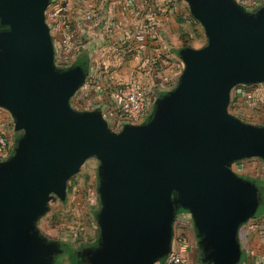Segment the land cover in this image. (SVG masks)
Here are the masks:
<instances>
[{"label": "water", "instance_id": "water-1", "mask_svg": "<svg viewBox=\"0 0 264 264\" xmlns=\"http://www.w3.org/2000/svg\"><path fill=\"white\" fill-rule=\"evenodd\" d=\"M50 1L0 0V107L19 132L14 154L0 161V264H55L61 246L37 223L92 157L100 161L101 239L83 250L87 264L167 258L180 208L193 218L203 263L238 264L239 228L260 195L231 166L264 159V126L228 106L235 85L264 82V6L186 0L207 43L179 51V82L145 122L114 132L100 110L71 106L87 70L56 67Z\"/></svg>", "mask_w": 264, "mask_h": 264}, {"label": "crops", "instance_id": "crops-1", "mask_svg": "<svg viewBox=\"0 0 264 264\" xmlns=\"http://www.w3.org/2000/svg\"><path fill=\"white\" fill-rule=\"evenodd\" d=\"M54 1L58 3L66 0ZM69 2L68 16L73 25L75 38L69 51L71 56L69 65L65 68L78 64L87 70L85 83L71 98V106L74 109L73 104L80 103L88 109L101 110L102 104L110 99L109 87L129 81L133 76L151 89L153 108L159 96L177 86L185 67L179 51L187 47L182 37L184 32L182 27H185L181 20L182 11L178 12L184 0ZM150 9H153V14L149 13ZM88 10L93 12V18L90 20L83 15ZM183 16L186 17L185 14ZM187 31L190 32L189 28ZM135 32L143 33L145 40L139 41ZM52 37L55 48L60 47L59 35L53 33ZM1 118L11 120L9 112L0 107ZM253 158L262 161L263 165L258 170L260 175L246 177L242 163ZM246 159L235 161L232 167L241 164L242 170L235 168L239 175L256 183L259 188L260 204L255 215L239 228L238 239L242 254L238 264H264V159L260 157ZM187 257L185 264H205L197 255L195 258L190 255V249ZM58 261L65 263L59 254L55 257V263Z\"/></svg>", "mask_w": 264, "mask_h": 264}, {"label": "rangeland", "instance_id": "rangeland-1", "mask_svg": "<svg viewBox=\"0 0 264 264\" xmlns=\"http://www.w3.org/2000/svg\"><path fill=\"white\" fill-rule=\"evenodd\" d=\"M181 11V20L185 23V27H182L184 30L182 37L185 43L193 48L203 47L207 43L205 29L193 16L189 4L185 0L178 8V12ZM187 28L190 32L187 31ZM246 94H251L252 98H248ZM4 110L10 114V111ZM228 110L247 123L264 126V82L235 85L231 91ZM10 116L13 119L11 114ZM18 134L19 132L16 133V137ZM261 162V159L258 158L246 159L242 163L244 164V175L246 177L259 176V167L263 165ZM98 165L99 161L96 157L87 159L80 170L68 181L65 197L63 199L55 197L51 200L48 211L40 217L37 223V227L43 235L57 241L61 246L62 252L59 257L61 256L65 263L58 261L55 264H66V261L70 260L68 257L73 253V244L74 246L82 243L87 244L92 242L98 234L96 213L100 203ZM240 167H242L241 164ZM181 235H188L190 255L195 258L200 250L197 231L191 214L183 208H180L176 214L172 246L178 242V237ZM67 254L70 255L67 256Z\"/></svg>", "mask_w": 264, "mask_h": 264}, {"label": "built area", "instance_id": "built-area-1", "mask_svg": "<svg viewBox=\"0 0 264 264\" xmlns=\"http://www.w3.org/2000/svg\"><path fill=\"white\" fill-rule=\"evenodd\" d=\"M70 0L51 1L46 10V20L50 26L51 34L59 35L60 47L55 48L56 65L65 68L69 65L70 49L72 41L75 38V32L72 22L69 19ZM248 11H256L264 6V0H236ZM153 14V9H150ZM84 17L88 20L93 18L92 11L84 12ZM139 41L145 40L144 34L135 32ZM110 99L102 104L100 110L103 117L108 122L110 129L114 132H120L128 125H137L143 123L152 111L153 94L149 87L143 84L139 78L133 76L129 81L117 83L109 87ZM252 98L251 94H246ZM73 106L78 110H93L83 107L80 103H74ZM92 107V106H90ZM4 109V108H3ZM6 111V110H5ZM7 112V111H6ZM17 131L14 127V120L0 119V161L7 160L14 154L16 147ZM238 170H242L240 164L236 165ZM188 236L181 235L178 242L172 246V250L167 259L157 264H185L188 260L189 251Z\"/></svg>", "mask_w": 264, "mask_h": 264}, {"label": "flooded vegetation", "instance_id": "flooded-vegetation-1", "mask_svg": "<svg viewBox=\"0 0 264 264\" xmlns=\"http://www.w3.org/2000/svg\"><path fill=\"white\" fill-rule=\"evenodd\" d=\"M0 28H1V26H0ZM2 108V107H1ZM5 109V108H4ZM9 111V110H8ZM10 114H11V112H10ZM12 115V114H11ZM13 117V116H12ZM147 120V119H146ZM145 120V121H146ZM19 135V134H18ZM90 159V158H89ZM99 161V160H98ZM99 164H100V161H99ZM98 168H99V165H98ZM231 168H232V170L234 171V172H236L237 174H239L238 173V171L235 169L236 167H234V165H233V167L231 166ZM97 176H98V172H97ZM98 182H99V178H98ZM99 201H100V203H99V208H98V210H97V214L101 211V209H102V203H101V199H100V194H99ZM190 213V212H189ZM193 219V218H192ZM175 222H176V217H175V220H174V225H175ZM97 224H98V234H97V236H96V238L92 241V242H89V243H87V244H79V245H77V246H74V244H73V253H72V255L71 256H69L70 254H67V256H69L68 257V259L71 257V260H68V261H66V264H87L86 263V261H87V257H84V256H82V254H83V250L84 249H88V248H92V249H94V248H96L97 246H98V244H99V241H100V239H101V227H100V225H99V223H98V218H97ZM174 225H173V228H174ZM67 253V252H66ZM200 255H201V251L199 250L198 251V253H197V256L198 257H200ZM61 257V256H60Z\"/></svg>", "mask_w": 264, "mask_h": 264}, {"label": "trees", "instance_id": "trees-1", "mask_svg": "<svg viewBox=\"0 0 264 264\" xmlns=\"http://www.w3.org/2000/svg\"><path fill=\"white\" fill-rule=\"evenodd\" d=\"M79 62H80V61H79ZM79 62H78V63H79ZM80 63H81V62H80ZM69 259L71 260V257H70Z\"/></svg>", "mask_w": 264, "mask_h": 264}]
</instances>
